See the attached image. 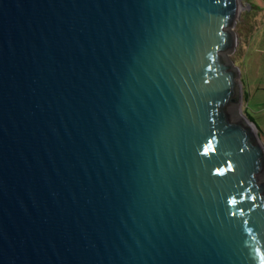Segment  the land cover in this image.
<instances>
[{
  "label": "water",
  "instance_id": "water-1",
  "mask_svg": "<svg viewBox=\"0 0 264 264\" xmlns=\"http://www.w3.org/2000/svg\"><path fill=\"white\" fill-rule=\"evenodd\" d=\"M240 7L0 0V264H264Z\"/></svg>",
  "mask_w": 264,
  "mask_h": 264
},
{
  "label": "rangeland",
  "instance_id": "rangeland-1",
  "mask_svg": "<svg viewBox=\"0 0 264 264\" xmlns=\"http://www.w3.org/2000/svg\"><path fill=\"white\" fill-rule=\"evenodd\" d=\"M238 1L241 5L239 19L233 27L238 39L236 40L237 44L234 54L228 55V58L239 68L241 82L243 78V83H245L246 88H249L248 91H250L252 96L245 104V108L242 99L240 105L242 115H245L244 110L246 109L247 116L255 120L254 122L257 126L264 128V55L257 51V46L254 47V43L251 44V40L244 38L246 36L244 35L245 28L250 22L251 33L255 32V24L258 20H261V14L263 13L256 12V7L259 5L262 7L264 0ZM248 81L249 84H247ZM261 140L262 142L264 141V136Z\"/></svg>",
  "mask_w": 264,
  "mask_h": 264
},
{
  "label": "crops",
  "instance_id": "crops-1",
  "mask_svg": "<svg viewBox=\"0 0 264 264\" xmlns=\"http://www.w3.org/2000/svg\"><path fill=\"white\" fill-rule=\"evenodd\" d=\"M262 4V3H261ZM250 11V10H249ZM256 12H263L261 14V20H258L255 24V32L251 33V28L248 26L245 28L244 31V38L245 39H249L251 40V44L254 43V47L257 48V51L260 52L261 54L264 55V4L262 5V7L259 5L258 7H256ZM259 24V25H258ZM258 25V26H257ZM247 84H249V81L247 82ZM242 90H243V103H244V108H245V104L247 103L249 98H252L250 91H248L249 88L245 87V83H243V78H242ZM244 111L247 112V110L245 109ZM250 118V117H249ZM251 121H253V123H255L252 118H250ZM257 126V124H255ZM258 128V133L260 135V138H262L264 136V128H261L260 126H257ZM264 142V141H263Z\"/></svg>",
  "mask_w": 264,
  "mask_h": 264
},
{
  "label": "trees",
  "instance_id": "trees-1",
  "mask_svg": "<svg viewBox=\"0 0 264 264\" xmlns=\"http://www.w3.org/2000/svg\"><path fill=\"white\" fill-rule=\"evenodd\" d=\"M245 115L251 121V119L247 116V112L246 111H245ZM251 122H253V121H251Z\"/></svg>",
  "mask_w": 264,
  "mask_h": 264
}]
</instances>
